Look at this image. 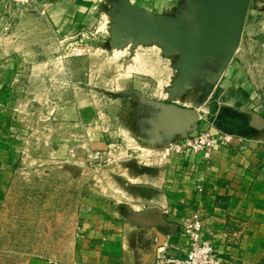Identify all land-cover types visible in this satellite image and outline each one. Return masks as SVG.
Masks as SVG:
<instances>
[{
    "label": "crops",
    "instance_id": "1",
    "mask_svg": "<svg viewBox=\"0 0 264 264\" xmlns=\"http://www.w3.org/2000/svg\"><path fill=\"white\" fill-rule=\"evenodd\" d=\"M206 3L33 0L14 9L10 0H0V218L15 195L21 165L40 157L60 164L55 180H70L60 190L70 196L64 208L73 213L71 261L64 264H153L159 247L181 256L180 222L194 213L215 231L222 264H264V0H249L229 56L216 48L197 66L182 65V74L170 77L158 95H146L120 68L111 75V61L98 53L108 50L65 63L54 55L58 37L94 29L100 21L104 35L125 14L191 22ZM258 21L262 29L247 27ZM171 65L179 69L175 61ZM100 69L108 70L104 85L111 98L134 102L119 114L123 124L107 132L133 154L96 170L87 167L83 148H104L106 129L84 80ZM206 130L237 138L208 158L170 153L171 144L183 139L179 132ZM0 264L57 263L0 251Z\"/></svg>",
    "mask_w": 264,
    "mask_h": 264
},
{
    "label": "rangeland",
    "instance_id": "2",
    "mask_svg": "<svg viewBox=\"0 0 264 264\" xmlns=\"http://www.w3.org/2000/svg\"><path fill=\"white\" fill-rule=\"evenodd\" d=\"M10 1L14 9H25L31 5L17 6L12 0ZM105 24L100 21L94 29L58 37L57 50L54 51L55 58L65 63L87 57L96 50H108L106 54L102 51L98 53L101 56L106 55L111 61L109 73L112 75L120 68L122 75L138 81L135 86H138L146 95L160 94L169 85L170 77L177 78L179 69H172L171 62L175 61L176 64L185 53L177 46H171L168 51L162 50L161 44H168L170 38L142 32L134 23L125 26L117 24L116 28L121 27L118 35H104ZM108 27H111L110 24ZM247 27L262 29L263 24L258 21L257 26L250 24ZM179 39L190 42L193 36L186 34ZM175 43H177L176 40ZM199 56L197 55L196 59ZM209 64H211L210 61ZM80 66L81 64H79V73ZM109 73L108 70L104 72L102 69L91 71V74L85 76L84 81L89 84L85 88H88V94L93 95L98 111L103 114L100 125L106 129L105 145L109 141H114L124 151L128 149L125 148L122 140L118 137H110L107 132L110 125L123 124L119 114L124 113L125 106L129 111L132 110L131 104L134 102L128 99H113L108 95L110 87L104 85V81L109 77ZM210 86H207L208 91H211L212 86ZM83 149L85 153L83 156L89 167L88 151L99 149ZM130 152L133 154L129 149L128 154ZM57 165L60 164L44 162V159L40 157L31 158L30 161L21 165L19 179L14 186L15 192H12L15 195L8 198L10 203H6L0 218L1 252L25 258H44L57 264L71 261L70 220L73 213L64 208L70 203V196H60V190L64 191L65 188L70 187V180L54 179V175L58 174V171H55ZM62 171L64 172V169ZM60 205L63 206L62 210Z\"/></svg>",
    "mask_w": 264,
    "mask_h": 264
},
{
    "label": "water",
    "instance_id": "3",
    "mask_svg": "<svg viewBox=\"0 0 264 264\" xmlns=\"http://www.w3.org/2000/svg\"><path fill=\"white\" fill-rule=\"evenodd\" d=\"M248 6L249 0H207L206 4L197 6L191 22H169L171 24H167L165 20L156 21L125 14L124 19L111 23L110 35L116 36L120 32L121 27L116 28L117 24L125 26L134 23L142 32L170 38L168 44L161 45L166 47L164 48L166 51L171 46L180 47L184 51V57L177 62L181 75L182 65L191 63L197 66V62L203 59L204 54L210 56V52L216 48L224 51L226 56L230 55L228 45L235 40L239 31V16L248 9ZM186 34L193 36L190 42L179 39ZM197 55H200L198 59H196ZM181 79L180 77V81ZM181 85L180 82L176 83L174 88L179 89ZM193 121L197 122L195 115ZM187 134L188 131H181L178 136L185 138Z\"/></svg>",
    "mask_w": 264,
    "mask_h": 264
},
{
    "label": "built area",
    "instance_id": "4",
    "mask_svg": "<svg viewBox=\"0 0 264 264\" xmlns=\"http://www.w3.org/2000/svg\"><path fill=\"white\" fill-rule=\"evenodd\" d=\"M12 2L17 6H26L33 0H12ZM4 30H8L7 25ZM236 138L235 135L222 130H217L215 133L206 130L175 141L171 144L169 151L178 155L200 152L204 158H208L213 149L229 147ZM129 156L131 152L128 154V150L122 151L117 142L109 141L103 149L88 151L87 164L97 170L110 166L120 157ZM180 227L185 237V249L182 255L173 256L166 251L165 247H159L153 264H222L218 255L215 231L205 228L197 213L182 219Z\"/></svg>",
    "mask_w": 264,
    "mask_h": 264
}]
</instances>
